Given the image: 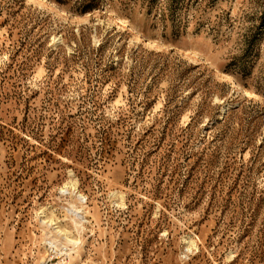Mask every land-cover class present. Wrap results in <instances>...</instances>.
<instances>
[{
    "label": "rangeland",
    "instance_id": "1",
    "mask_svg": "<svg viewBox=\"0 0 264 264\" xmlns=\"http://www.w3.org/2000/svg\"><path fill=\"white\" fill-rule=\"evenodd\" d=\"M48 240L52 263L264 264V0H0V264Z\"/></svg>",
    "mask_w": 264,
    "mask_h": 264
},
{
    "label": "bare ground",
    "instance_id": "2",
    "mask_svg": "<svg viewBox=\"0 0 264 264\" xmlns=\"http://www.w3.org/2000/svg\"><path fill=\"white\" fill-rule=\"evenodd\" d=\"M119 21H121V23L126 26L127 25V21L125 19H120ZM226 79L228 83L234 81V79L232 78V75L230 74H226ZM245 95H250L253 98H257V96L254 93L248 92L247 90L244 89ZM64 189H60L63 193L67 192L70 193L71 195H74L79 202H83V196L81 194H79L76 190V182L75 181H71L68 185L64 184ZM45 210H41L39 212V215L41 214V222L44 223V225L47 228H50L54 231V233L56 234V236L62 237L64 239V241H67L66 243H80L79 240L75 239L72 234L70 233V231H68L66 228L61 227L60 225L57 224L58 221H56V218L54 216H46L44 214ZM70 213L76 217L77 222L75 223L77 226H82V222L85 221L84 217L80 214L79 210H77L73 205H71V209H70ZM74 221V220H73ZM75 222V221H74Z\"/></svg>",
    "mask_w": 264,
    "mask_h": 264
},
{
    "label": "built area",
    "instance_id": "3",
    "mask_svg": "<svg viewBox=\"0 0 264 264\" xmlns=\"http://www.w3.org/2000/svg\"><path fill=\"white\" fill-rule=\"evenodd\" d=\"M56 245L51 242L50 240L47 241L46 243V249H47V252L49 253V256H51L52 254L55 253L56 251ZM57 253H55L54 255H56ZM54 255L51 256L50 258H48L47 260H44L41 264H67L68 263V260L66 258H61V259H57V261H55L54 263L53 262V258H54Z\"/></svg>",
    "mask_w": 264,
    "mask_h": 264
}]
</instances>
